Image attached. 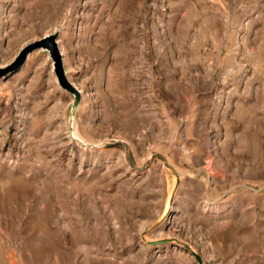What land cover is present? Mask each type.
<instances>
[{
	"label": "rangeland",
	"instance_id": "obj_1",
	"mask_svg": "<svg viewBox=\"0 0 264 264\" xmlns=\"http://www.w3.org/2000/svg\"><path fill=\"white\" fill-rule=\"evenodd\" d=\"M0 264H264V0H0Z\"/></svg>",
	"mask_w": 264,
	"mask_h": 264
},
{
	"label": "water",
	"instance_id": "obj_2",
	"mask_svg": "<svg viewBox=\"0 0 264 264\" xmlns=\"http://www.w3.org/2000/svg\"><path fill=\"white\" fill-rule=\"evenodd\" d=\"M48 49L51 52L52 57L56 62L57 73L59 78L64 84L73 90V92L78 96V92L75 88L65 80L64 67L62 66V53L59 51L58 41L56 35H46L40 40L31 42L30 44L24 46L16 55V58L10 63L0 65V79H4L13 73H16L25 64L31 51L35 49Z\"/></svg>",
	"mask_w": 264,
	"mask_h": 264
}]
</instances>
